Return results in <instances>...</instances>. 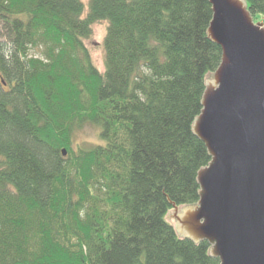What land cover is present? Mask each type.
<instances>
[{
  "label": "trees",
  "instance_id": "obj_1",
  "mask_svg": "<svg viewBox=\"0 0 264 264\" xmlns=\"http://www.w3.org/2000/svg\"><path fill=\"white\" fill-rule=\"evenodd\" d=\"M213 16L210 0H0V264H221L167 219L213 161L194 130L223 60ZM90 125L102 143L76 141Z\"/></svg>",
  "mask_w": 264,
  "mask_h": 264
},
{
  "label": "water",
  "instance_id": "obj_2",
  "mask_svg": "<svg viewBox=\"0 0 264 264\" xmlns=\"http://www.w3.org/2000/svg\"><path fill=\"white\" fill-rule=\"evenodd\" d=\"M210 1L209 35L223 60L218 86L206 82L194 130L213 161L199 172L200 201L175 228L195 242L209 239L221 264H264V22L254 21L246 0Z\"/></svg>",
  "mask_w": 264,
  "mask_h": 264
},
{
  "label": "rangeland",
  "instance_id": "obj_3",
  "mask_svg": "<svg viewBox=\"0 0 264 264\" xmlns=\"http://www.w3.org/2000/svg\"><path fill=\"white\" fill-rule=\"evenodd\" d=\"M255 22H264V15H258L257 20H254ZM108 29V22L107 21H99L93 25V35L92 37L87 41L88 46L90 47L93 55L94 62L96 65L100 68L101 71L105 70L106 65V50L104 46V40L107 34ZM1 34V31H0ZM207 82L211 88H215L218 86L216 83V76L215 72L210 73L207 77ZM100 133V128L98 131V128L90 125L86 126L84 129L79 130L75 133V138L78 143H91L94 141L103 142L100 138H98V135ZM189 207H196V205H190V206H181L178 209H175V207L169 212L167 219L170 223L176 227L177 225V216L183 213V210L189 208ZM214 250V247H212V251Z\"/></svg>",
  "mask_w": 264,
  "mask_h": 264
}]
</instances>
